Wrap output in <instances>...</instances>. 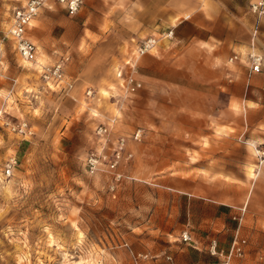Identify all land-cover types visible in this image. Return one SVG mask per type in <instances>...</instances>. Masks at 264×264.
I'll list each match as a JSON object with an SVG mask.
<instances>
[{
  "label": "rangeland",
  "instance_id": "obj_1",
  "mask_svg": "<svg viewBox=\"0 0 264 264\" xmlns=\"http://www.w3.org/2000/svg\"><path fill=\"white\" fill-rule=\"evenodd\" d=\"M87 2L97 7V35L84 31L92 44L82 39L80 56L68 48L50 51L65 25L78 18L85 21ZM101 2L83 0L80 10L69 16L58 1L47 0L28 28L27 35L36 43V30L43 23L44 44L37 43L40 61L69 56L66 75L73 87L57 91L19 58L8 37L12 11L22 0H0V166L9 155L18 160L13 175L0 178V264H150L156 257L166 258L175 250L173 231L186 209L182 185L194 186L200 180L202 194L221 193V200L231 205V221L239 208L245 209L241 231L255 217L264 226V65L260 73L247 76L244 65L228 63L233 52L225 55L217 77V159L207 142L154 138L149 147L143 146L142 131L140 141H128L133 157L120 167L123 175L113 192L108 188L112 174L86 171L84 160L96 145L97 125L114 118L112 138L138 129L134 96L114 97L113 67L129 44L110 54L102 36L109 22L103 20ZM88 89L91 96L86 95ZM19 120L28 122L31 135L7 129V123ZM188 129L184 136L209 130L194 121ZM161 163L159 173L149 169Z\"/></svg>",
  "mask_w": 264,
  "mask_h": 264
},
{
  "label": "crops",
  "instance_id": "obj_2",
  "mask_svg": "<svg viewBox=\"0 0 264 264\" xmlns=\"http://www.w3.org/2000/svg\"><path fill=\"white\" fill-rule=\"evenodd\" d=\"M87 4L93 8L87 5L85 21L77 17L79 21L65 25L52 47H49V34L46 35L50 51H66L68 48L80 56L78 49L82 39H85L86 44H92L84 31L97 35L99 28L94 22L97 7L94 8L93 2ZM100 10L103 20L109 22L102 36L110 46V54L122 44L131 46L138 39L157 35L170 27L174 29L173 40H161L155 52L147 53L138 60L143 87L132 95L133 118L134 127L144 132L143 146L149 147L154 138L173 143L207 142L213 149L212 158L217 159L215 132L217 94L220 92L217 77L221 75L220 65L228 52L244 53L249 49L253 17L248 12L247 1L102 0ZM39 26L34 43L43 45V23ZM263 44L264 32L260 33L256 44L264 58ZM96 51L89 52V55H94ZM53 54L50 52L48 57L52 58ZM89 55L85 57L86 60H89ZM235 62L246 67L243 61ZM191 121L200 123L204 129L209 128L208 134L202 129L203 135L184 136L183 132L189 130ZM155 129H171L172 133L156 134ZM187 151L189 153V146ZM163 165H151L149 169L159 173ZM190 166L194 169L199 167L198 164ZM222 183L217 181L218 191L222 190ZM185 184L187 186H183ZM185 184L182 185V193L186 194V209L180 227L176 232L173 231L175 237L171 243V248L175 250L168 255V260L156 257L150 264H207L214 261L216 258L206 252V244L211 237L217 239L220 247L226 249L229 246L236 225L235 221L229 219L233 213L231 205L221 200V193L217 192V197L202 194L201 180L194 186ZM261 219V223L264 222V217ZM258 223L255 217L248 226L243 227L241 235L247 239L245 255L235 259L234 264H264V226ZM183 231L191 235L194 243L181 241L180 234Z\"/></svg>",
  "mask_w": 264,
  "mask_h": 264
},
{
  "label": "built area",
  "instance_id": "obj_3",
  "mask_svg": "<svg viewBox=\"0 0 264 264\" xmlns=\"http://www.w3.org/2000/svg\"><path fill=\"white\" fill-rule=\"evenodd\" d=\"M46 1L22 0V4L12 11L8 37L13 42L16 54L22 61H26L34 67L44 85L51 90L69 91L73 87V80L67 78L66 75L68 54H62L53 62L40 61L39 47L27 35L31 22L44 7ZM56 1L63 5L69 16L75 15L83 4V0ZM246 1L248 12L253 17L249 31V49L244 53L233 52L228 58V62L243 61L247 67V76H251L261 71L264 62L263 55L256 48L257 39L260 33L264 32V0ZM174 37V29L170 27L157 35L138 39L131 46H128L123 57L113 67L116 92L114 97L126 99L139 91L143 87V82L139 78L138 60L147 53L155 52L161 40H173ZM0 76H2L1 72ZM92 93L93 91L90 89L86 91L87 96H91ZM113 124L114 118L106 124L102 123L96 126L94 130L96 145L86 154L84 160V166L89 174H96L100 170H106L112 174V182L108 186L111 192L115 189L116 182L123 175L120 172V167L128 164L133 157V153L128 148V141H140L142 138V129L140 128L133 131L129 136L117 134L112 138ZM7 129L20 136L32 134V129L25 120L9 122ZM17 164L18 160L15 155H9L4 159L0 166V178L11 177ZM244 210V208H239L238 215L232 216L236 225L226 249L219 246L215 237L208 239L206 252L209 256L216 258V261L207 264H234L235 259L244 257L247 245V239L241 235ZM180 239L184 243H194L187 231L181 232ZM166 259L168 260L169 257L167 256ZM260 259L262 260V257Z\"/></svg>",
  "mask_w": 264,
  "mask_h": 264
},
{
  "label": "bare ground",
  "instance_id": "obj_4",
  "mask_svg": "<svg viewBox=\"0 0 264 264\" xmlns=\"http://www.w3.org/2000/svg\"><path fill=\"white\" fill-rule=\"evenodd\" d=\"M23 62L28 63V62H26V61H23ZM28 64H30V63H28Z\"/></svg>",
  "mask_w": 264,
  "mask_h": 264
}]
</instances>
